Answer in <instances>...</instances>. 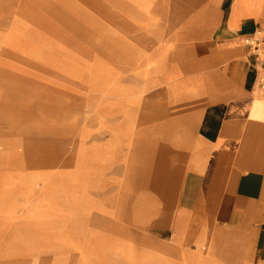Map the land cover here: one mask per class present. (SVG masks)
Wrapping results in <instances>:
<instances>
[{
  "label": "rangeland",
  "instance_id": "374dc122",
  "mask_svg": "<svg viewBox=\"0 0 264 264\" xmlns=\"http://www.w3.org/2000/svg\"><path fill=\"white\" fill-rule=\"evenodd\" d=\"M62 4L0 0V264H158L147 258L162 243L184 256L169 261H192L191 219L174 227L181 177L175 201L140 224L146 204L161 206L148 190L169 186L151 182L158 159L138 154L118 198L127 148L114 131L131 135L170 100L163 73L144 64L149 35L140 22L107 14L91 23Z\"/></svg>",
  "mask_w": 264,
  "mask_h": 264
},
{
  "label": "crops",
  "instance_id": "0c3cea01",
  "mask_svg": "<svg viewBox=\"0 0 264 264\" xmlns=\"http://www.w3.org/2000/svg\"><path fill=\"white\" fill-rule=\"evenodd\" d=\"M109 1L120 10L133 4ZM142 1L159 34L144 64L163 73L170 100L145 112L131 135L114 131L127 148L118 197L126 192L137 155L151 153L163 173L152 183L161 190L166 184L167 194L175 196L181 177L177 217L185 224L191 219L194 227L195 257L179 264H196L198 255L212 264H264V60H255L243 42L264 25V0ZM132 7L134 13L139 9L137 3ZM161 196L164 191L148 190L146 197ZM168 220L162 213L157 221L163 226ZM159 245V253L148 254L150 262L169 254L184 259L175 247Z\"/></svg>",
  "mask_w": 264,
  "mask_h": 264
},
{
  "label": "bare ground",
  "instance_id": "6f19581e",
  "mask_svg": "<svg viewBox=\"0 0 264 264\" xmlns=\"http://www.w3.org/2000/svg\"><path fill=\"white\" fill-rule=\"evenodd\" d=\"M61 2L63 3L62 5L63 6H65L66 8H69L70 9V11L71 12H73V13H76V14H81V15H83V16H85V17H88L89 18V20H90V18L92 17V15L94 16H98V17H104V16H107V14H111L112 16H114V17H119V15H122V16H124L125 18V20L129 17V19L128 20H132V19H134V20H140L141 21V24L143 25L141 28H142V33H141V35H149L148 37H147V40H148V43H149V46H151V45H153L154 44V40L156 39L155 38V35H159L154 29H152L151 28V25H150V21H149V18L151 17V14H148V12H147V8H145L144 6H145V4H144V1H142V0H132V2H133V4H136L137 3V6H139V9H138V11L136 12V13H134L132 10V6H133V4H131V3H127L126 4V7H123V10H120V9H118V8H115V7H113L112 5H111V3H110V1L109 0H107V2H108V5H109V7H108V9H106V8H104V7H100V8H96V10L95 9H93L92 7H87V6H83V5H77V4H74L73 3V1L72 0H61ZM140 4H144V6L143 5H140ZM132 7V8H131ZM88 9H90V10H92V12L91 11H89ZM145 13H146V16H147V18H146V21H145V18H144V16H145ZM199 13V12H198ZM143 18H144V21L145 22H143L142 20H143ZM189 19V18H188ZM188 19L186 20V22L188 21ZM190 19H192V17H190ZM91 23H93L92 21H91ZM102 27H103V25H102ZM107 29V31H110L108 28H106ZM37 35V34H36ZM5 122V121H4ZM3 144V143H2ZM145 144V143H144ZM143 144V145H144ZM4 146V145H3ZM148 147V146H147ZM141 150V149H140ZM152 150V149H151ZM174 152V151H173ZM9 158V157H8ZM147 158V157H146ZM148 158H150V157H148ZM8 160V159H7ZM146 162V161H145ZM151 162V161H150ZM154 162V161H153ZM181 163V162H180ZM177 165H179V164H177ZM184 165V164H183ZM144 167H146V173H148V170H149V167H148V165H144ZM153 167H154V165H153ZM151 168H152V166H151ZM159 168V167H158ZM183 168V167H182ZM154 169V168H153ZM157 169V168H156ZM152 171V170H151ZM154 171H156V170H154ZM154 171L153 172H151V174L152 173H154ZM158 171V170H157ZM156 173V172H155ZM178 173H180L179 172V170H178ZM25 174H26V172H25ZM165 174V173H164ZM168 174V173H167ZM177 174V173H176ZM163 175V173L160 175V176H162ZM159 176V175H158ZM166 176V175H165ZM164 176V177H165ZM152 177V176H151ZM151 177H149L148 176V179H150ZM154 178H155V176H154ZM27 179V178H26ZM152 179V178H151ZM176 179V178H175ZM165 181V180H164ZM47 182V181H46ZM152 182V181H151ZM30 184V183H29ZM31 185V184H30ZM151 185H153V184H151ZM165 185V184H164ZM174 185V184H173ZM161 186V185H160ZM211 186V185H210ZM33 187V186H32ZM156 187V186H155ZM154 188V187H153ZM157 188V187H156ZM159 189V188H158ZM161 189V188H160ZM174 190V189H173ZM208 190V189H207ZM162 191H163V189H162ZM176 191V190H175ZM233 192V191H232ZM208 193V192H207ZM210 193V192H209ZM6 194V193H5ZM70 194V193H69ZM124 194V192H123V190H121V193H120V195H119V201H120V196H122ZM2 197H8L7 195H1ZM35 196V195H34ZM18 197V196H17ZM21 198V197H20ZM33 198V197H32ZM160 198V201H161V206L158 208V207H155V206H153V204H150V206L149 205H145V208H144V210H145V214H144V217H141L140 219H139V223L140 224H149V219L154 215V214H157V213H159L160 211H161V209L162 208H164L165 206H166V204L167 203H170V202H173V201H175V199L173 198V196H171V195H169V194H165V196H161V197H159ZM19 199V198H18ZM24 200V199H23ZM30 200V199H29ZM152 200H154V199H152ZM239 200V199H238ZM167 201V202H166ZM23 203V202H22ZM47 203V202H46ZM238 203V202H237ZM234 204V203H233ZM241 204V203H240ZM28 205V204H27ZM242 205V204H241ZM232 206V205H231ZM240 206V205H239ZM241 207V206H240ZM245 207V206H244ZM20 208V207H19ZM149 208H151V210L149 209ZM198 208V207H197ZM201 208V207H200ZM234 208H236L235 206H234ZM249 208H251V207H249ZM251 211V210H250ZM249 212V211H248ZM224 213H226V211L224 212ZM250 213V212H249ZM250 214H252V211H251V213ZM225 216V215H224ZM240 216V215H239ZM227 217H228V215H227ZM242 217H245V215L244 216H241V218ZM234 218H236V216H234ZM240 218V219H241ZM245 219V218H244ZM181 221H183L181 218H180V220H176V222H175V228H176V230H180V227L182 226V223L183 222H181ZM233 221H235V220H233ZM242 221V220H241ZM245 221V220H244ZM239 222H240V220H239ZM229 223V222H228ZM233 223V222H232ZM242 223V222H241ZM208 224V223H207ZM235 225V224H234ZM228 226H231V225H228ZM242 225H240V227H241ZM223 227V226H222ZM239 227V228H240ZM241 230H242V228H240ZM234 230V229H233ZM233 232V231H232ZM236 233H237V231H236ZM241 234V233H240ZM169 247H172V246H170L169 245ZM124 254V253H123ZM157 257V263L158 264H179V262H175V261H173V262H171V261H169V256H165V255H159V256H156ZM131 258V257H130ZM147 260H149V258H147ZM196 264H212L211 263V259L206 255V256H202V255H198L197 256V259H196Z\"/></svg>",
  "mask_w": 264,
  "mask_h": 264
},
{
  "label": "built area",
  "instance_id": "2783aa9c",
  "mask_svg": "<svg viewBox=\"0 0 264 264\" xmlns=\"http://www.w3.org/2000/svg\"><path fill=\"white\" fill-rule=\"evenodd\" d=\"M250 55L255 60H264V25L243 37Z\"/></svg>",
  "mask_w": 264,
  "mask_h": 264
}]
</instances>
